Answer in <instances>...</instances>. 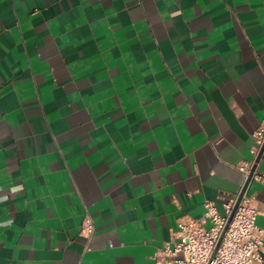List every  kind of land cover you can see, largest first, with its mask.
Segmentation results:
<instances>
[{
    "label": "crops",
    "instance_id": "crops-1",
    "mask_svg": "<svg viewBox=\"0 0 264 264\" xmlns=\"http://www.w3.org/2000/svg\"><path fill=\"white\" fill-rule=\"evenodd\" d=\"M262 121L264 0H0V264H154Z\"/></svg>",
    "mask_w": 264,
    "mask_h": 264
},
{
    "label": "built area",
    "instance_id": "built-area-1",
    "mask_svg": "<svg viewBox=\"0 0 264 264\" xmlns=\"http://www.w3.org/2000/svg\"><path fill=\"white\" fill-rule=\"evenodd\" d=\"M255 139L257 145L251 147L254 160L237 165L243 176L238 191L227 197L217 195L223 213L213 202L205 201L202 218L179 217L173 247L158 249L152 256L154 264H264V228L257 224L259 209L247 195L252 182L264 185V171L257 166L252 171L264 141V121L255 132ZM248 177L250 182L240 197ZM92 232V222L85 219L81 235L88 238Z\"/></svg>",
    "mask_w": 264,
    "mask_h": 264
},
{
    "label": "water",
    "instance_id": "water-1",
    "mask_svg": "<svg viewBox=\"0 0 264 264\" xmlns=\"http://www.w3.org/2000/svg\"><path fill=\"white\" fill-rule=\"evenodd\" d=\"M263 150H264V141H263V143H262V145H261V148H260V150H259V152H258V154H257V157H256V159H255V163H254V165H253V167H252V171H253V169H255V167L257 166V164H258V162H259V159H260V157H261V154H262V152H263ZM249 177H248V179L246 180V183H245V185H244V187H243V189H242V192H241V194H240V197H241V195L243 194V192L245 191V188L247 187V185L249 184ZM240 197H239V199H240ZM238 199V200H239Z\"/></svg>",
    "mask_w": 264,
    "mask_h": 264
}]
</instances>
